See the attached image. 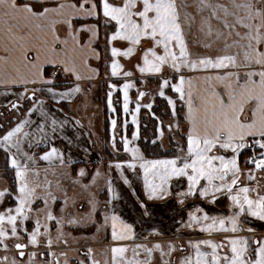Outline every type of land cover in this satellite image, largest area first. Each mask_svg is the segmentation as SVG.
I'll return each instance as SVG.
<instances>
[{"label": "snow or ice", "instance_id": "6c2138e0", "mask_svg": "<svg viewBox=\"0 0 264 264\" xmlns=\"http://www.w3.org/2000/svg\"><path fill=\"white\" fill-rule=\"evenodd\" d=\"M192 7L196 15L187 10ZM90 19L94 22L87 23ZM0 21V86L5 96L16 97L10 102V111L22 116L14 124L11 120L7 126L0 124V150L14 170L15 182L14 192L0 190V205L5 197L14 201L13 206L0 208V252L5 253L0 255V264H69L68 252L54 248L69 244L66 224L82 226L80 219L69 213V207H75L80 196L75 187L89 192L91 211L86 219L91 220L99 210L100 202L90 191L98 179L105 180L108 191H113L114 179H121L135 195L134 181L128 173L139 177L140 169L147 201L167 199L172 195V182L182 179H186L187 190L178 193L180 205L187 197L199 196L212 204L226 197L230 215L210 216L195 206V212L203 215L190 212L184 227L194 231L198 228L209 235H232H225L221 241L189 240L186 247L169 242L167 250L161 243L152 247L135 243L133 224L115 214V208L109 214L107 206L119 199L114 196L104 202V224H111L106 258L96 259L94 249L88 248L84 256L89 264H155L156 252L161 255L160 264H173L175 253L182 254L176 264H264V236L256 238V229L241 224L242 217L245 223L251 222L249 217L264 222V0H192L191 4L188 0H0ZM194 23L205 37L197 38L196 43L204 49L220 45L214 54L192 52L187 36ZM101 39L104 46L98 49ZM124 41L131 46L122 50L117 42ZM138 47L142 65L137 68L141 74H160L158 95L171 106L172 116L177 117V100L187 107L184 120L188 130H181L179 118L173 121L175 130L186 141V146L176 142L180 154L173 158L147 159L140 147H129L141 139L142 107L158 122L159 143L157 139L148 143L162 147L165 130L171 132L173 128L151 111L152 102L141 104L145 92H139L134 112L130 113L131 83L122 86V112L131 115L135 130L130 140L129 121L122 119L117 132L113 96L121 89L111 78L123 72L119 58L131 57ZM89 60H104L108 71L105 97L112 116L107 143L118 155L121 151L130 153L131 160H117L108 166V171L119 170L118 177L109 178L97 169L90 183L85 184L83 180L89 174L79 169L72 176V161L54 146V138L66 141L71 148L78 134L88 127L81 122L83 117L74 111L65 113L60 104L66 102L71 108L75 99L86 98L95 87L91 82L99 80L101 69L91 67ZM166 67L171 69V78L163 76ZM186 72L205 73L199 77L204 87L194 92V81ZM123 75L131 77L133 73ZM85 81L89 82L87 87ZM10 88L22 91L11 92ZM164 89L177 94V100L167 97ZM24 101L29 104L27 108ZM68 131L73 136H68ZM41 146L47 149L42 154L33 151ZM245 150L252 152L245 161L250 166L247 170L240 164ZM40 162L46 166L41 168ZM58 169L63 171L58 174ZM242 177L249 183H242ZM137 200L142 216H150L149 204L138 196ZM57 201L62 204L59 215L54 212ZM245 231L253 235L238 234ZM41 248L45 251L40 252ZM13 251L14 255L8 254ZM78 264L85 262L80 260Z\"/></svg>", "mask_w": 264, "mask_h": 264}, {"label": "rangeland", "instance_id": "374dc122", "mask_svg": "<svg viewBox=\"0 0 264 264\" xmlns=\"http://www.w3.org/2000/svg\"><path fill=\"white\" fill-rule=\"evenodd\" d=\"M188 3H192V0H188ZM189 12H191L193 15H196V10L194 7L187 9ZM198 19V17H197ZM197 38H199L200 40H204L205 37L198 31V25L196 23L193 24L191 31L188 32V39L190 41H192L193 43L196 42ZM198 45V44H196ZM217 46V48L220 47V45H215ZM204 52H209L211 54H214L216 52V50H204L201 53ZM196 53V52H195ZM104 65V64H103ZM102 65V66H103ZM95 87H92L91 92L87 95L86 98L84 97H80L77 98V104L74 105L73 103L71 104V108H69L68 104L66 102H63V104H60V107H64L67 106V110L70 112H76V108H84L85 106L89 109H93L95 108V106L98 108L97 111L95 112H91V114L93 113L95 116V120L96 122L94 123L95 126H92L93 128H90L91 133H93L91 135V137H89V129L85 128L83 129V131H81V134L83 137H85L86 139L88 138H93V135H99V132L102 133L103 127H104V122L108 121V127H109V135H110V125H109V118L112 116L111 112L109 109L106 108V91H107V86L105 84H101L100 86H98L97 83L94 84ZM162 85V80L160 78L156 79V78H152V79H145L144 81L139 82V84L134 85V91L131 95H129L130 101H132V103L129 104V110L130 113L134 112L135 109V101L139 98V92H145L146 95L145 97L141 100V104H145V103H149L152 102L153 103V109L151 110L153 113H155L156 116H158L160 118V120L163 121V123L165 125L167 124H172L173 128L172 131L169 132L167 130H165L164 132V137H163V149L164 150H172L175 151V153L180 154L178 151V147H177V143L179 142L180 145H183V136L181 135V132H177L175 130V124L173 123V121L176 118H179L180 120V127L181 130L184 131V123H183V118H182V112H181V107H180V103L181 101L177 100V96H175V93L172 92L171 89H164L165 91V95L167 97H170L171 99L177 100V117H173L170 111L171 106L167 104L166 100L162 97H159L158 95V89L161 87ZM98 86V87H97ZM113 102H114V106L117 108V112H116V117H117V132H119V128H120V124L122 122V119H127L129 121V127H128V138L131 140L132 139V135L134 133L135 130V126L131 124V115H125L122 112V98L120 96L119 91L115 92L114 96H113ZM50 106L51 103L49 102ZM106 109V112H102V114L100 113L103 109V111ZM100 111V112H99ZM66 113V112H65ZM77 114V113H76ZM139 118H140V122H141V128H140V133H141V139L143 138V136H146L147 139H149L150 137H152V139H157V141L159 142V136H158V132L159 129L157 127L158 122L155 119H152L149 116V113L146 109H144L142 107L141 109V113L139 114ZM1 119V118H0ZM7 126V125H6ZM143 129H145V133L143 132ZM93 138V141H95V144L93 145V147L97 148L96 152L99 153V150L102 149L104 147L103 143H106L105 146H107V155L106 157L100 156V157H95L92 158V156L86 155V157L84 158H74L72 156H67L66 155V159H69L72 161L71 164V168L70 171L72 173V176L75 177L79 171V169H84L89 176L84 178L83 183L88 184L90 183V177L91 175L94 173L95 170L99 169L102 173H107V175L109 176V178H115V175L113 174V171H108V166L110 164L115 163L113 160V156L114 157H118V156H122V152H120V154L118 155L117 153L113 152L111 149L110 144H108V140L109 138L104 137V141L103 143H101L102 141H100V138L96 137ZM170 137H175V140H170ZM140 139V140H141ZM151 139V140H152ZM133 141V145H140L139 141ZM150 141V140H149ZM101 144V145H100ZM119 146V145H118ZM94 148V149H95ZM0 153L2 155L0 160V169L2 171H0V190H3L5 188H7L9 186V191H15V187L14 189L10 187L7 179L5 178V174L7 175L8 172H12V178L14 179V170L10 169L6 163V160L3 158V151L0 150ZM110 153L114 154V155H109ZM46 165H40L41 168H44ZM7 170V171H6ZM61 171V169L57 170V173L59 174ZM5 174H4V173ZM43 178V176L41 177ZM56 177L49 175V179L55 180ZM120 182L117 179H114L112 188L113 191H108L105 187V180L103 178L98 179L96 186L92 187L90 189L91 192H95L96 194V199L100 202L99 203V210L92 216L91 220L86 219L88 213L91 211V206L88 204L87 200L89 197V192H85L83 191L79 186L75 187V192L76 193H80V196L78 197L77 200V204L75 207L70 206L69 207V213H71V215L73 217H78L81 221L82 226H72V225H65L64 231L66 233H69L68 236V241L69 244L67 246H65L64 244H60L59 247L54 248L55 251L57 252H61V251H66L68 252V258H69V264H78V261L80 260H84L85 264H89V261L87 259H85L84 253L86 252V250L88 248H92L94 249L95 252V258L98 260L103 261L106 257L104 255L105 250L108 248L109 246V242H111V234L110 237L109 236V225H105L104 224V220H103V216L105 214V204L104 202L112 199L114 196H118L119 199H114L112 204L107 206V209L109 211V214H111V209L115 208V212H120L121 215L125 218V219H129L131 221H141L140 223H144L143 225H141L139 222V227L141 228H145L146 225L149 223H151V225H156V219H152L153 218V214L156 216V213L158 211L151 209V221L150 219L147 220L144 216H142V211L139 210L140 208L137 207V204L134 203V199L131 198L132 196L127 193L124 192L123 188L121 186H119ZM14 186H15V182H14ZM67 186V184H66ZM69 195H72V193L70 192ZM37 204L40 207H43V205L38 201ZM14 205V201L11 199V197H5L4 199V203L3 205H0V208H3L4 206H13ZM62 207V204L60 201H57L56 206L54 207V212L59 215V208ZM125 209H127L125 211ZM67 218V216H66ZM146 220V221H145ZM94 221V222H93ZM32 222L29 221L28 222V228L29 230H31L32 228ZM55 224L52 225L53 228V235H55ZM73 237H75V240H73ZM25 238V242H26ZM173 243L179 244V245H183V242H176L174 241ZM148 245L149 247H152L153 245H155L153 242L152 243H143ZM161 244L165 245V250L166 246L168 244V242L163 241L161 242ZM34 249H29V251H32ZM40 252H44L45 250L43 248L39 249ZM13 254L10 255H14L15 252H12ZM130 255V253H129ZM182 254L181 253H175L173 254V256L171 257L173 264H176V260L177 257H181ZM141 258H143V255L141 256ZM38 260L41 259V257L37 258ZM63 260V258H61V261ZM161 261V255L159 252L155 253V264H160Z\"/></svg>", "mask_w": 264, "mask_h": 264}, {"label": "crops", "instance_id": "0c3cea01", "mask_svg": "<svg viewBox=\"0 0 264 264\" xmlns=\"http://www.w3.org/2000/svg\"><path fill=\"white\" fill-rule=\"evenodd\" d=\"M116 2H119V0H116ZM93 20H88L87 23H93ZM0 25H2V21H0ZM61 31H62V26H58ZM187 31V29H186ZM188 39V36H187ZM189 41V46L192 50L193 53H197V52H203L204 49L202 47V45L196 43V42H192L188 39ZM198 44V45H196ZM104 46V41L103 39H101L99 45H97L98 49L103 48ZM117 46L121 47L122 50L126 49L127 47H130L131 45L129 44V42H117ZM142 46L146 47V45H143L142 42ZM219 48H217V46H214L212 48V50H218ZM209 50V49H207ZM158 52L160 54H162V50L158 49ZM101 55L104 56V53L101 52ZM106 59V57H105ZM120 62L123 65V72H128L131 71L133 73V75L131 77H126L123 75V72L121 73V75L119 77H112L111 80L113 83H117L119 88L121 89L119 91L120 96L122 98L123 101V92H122V86L124 83H131L133 85L139 84V82L144 81L145 79H152V78H159L160 74H141L137 68V65H142V52L140 50V47L137 48V51L131 56V57H120ZM88 63L91 65V67H99L101 69V75L99 80L96 81H92V84L97 83L98 86H100L101 84H105V80L106 78H108V71L105 69L104 67V60H89ZM103 65V66H102ZM49 70H51V66H49ZM86 71V70H85ZM211 74V73H208ZM186 75L191 77L194 81L193 83V89L194 92L196 89H202L204 87L202 81L199 79V77H202L203 75H205V73L203 72H186ZM163 76L165 77H169L171 78V69L166 67L164 72H163ZM176 81L173 80V83H175ZM85 86L87 87V85L89 84V82L85 81L84 82ZM97 86V87H98ZM92 89V88H91ZM5 89L3 88V86H0V113H2V116H0V124H5L8 125V122L11 120L14 124V122L18 119V118H22L20 113H17L16 111H10V102L15 101L16 97L13 95H8L5 96L4 93ZM8 91L11 92H17L19 93L20 91H22V89H18V88H10L8 89ZM134 91V88L129 89V95H131ZM175 96H177V94H175ZM51 103V101H50ZM63 104V102H61ZM74 105L77 104V100L75 99L72 102ZM122 104V103H121ZM23 106L24 108H27L29 106L27 101L23 102ZM63 107V106H62ZM98 107V106H97ZM95 106V108H87L86 106L84 108H76V113L78 117H83L82 119V123H84L85 125H87L88 129L93 128L92 126H95L94 123L96 122L95 118H94V114L91 112H95L97 111V108ZM180 107H181V112H182V118H183V123H184V131L186 132L188 130V124L187 122L184 120V114L187 112V107L186 105H184V103L181 101L180 103ZM64 111L66 113L70 112L67 109V106H64ZM97 108V109H96ZM103 111V109H102ZM102 111L100 112L102 114ZM103 115V114H102ZM35 118V117H34ZM104 130V127H103ZM99 132V135H93L92 137L95 138L98 137L100 138V141H102L101 143H103L104 139V133ZM83 131V130H82ZM93 134V133H92ZM68 136H73L72 131H68L67 132ZM79 138L75 140V143L72 145L71 148H69V145L67 144L66 141L62 140V139H58V138H54V146L58 147L59 149H61L62 151H64L66 153L67 156H72L74 158H84L86 157V155L92 156V158L95 157H100L103 155V157H106L107 155V146L106 143L104 144V147L102 149L99 150V153L96 152L95 147H93V145L95 144V141H93V138H88L86 139L85 137L82 136L81 133L78 134ZM133 143V142H132ZM101 145V144H100ZM139 147V145H133L130 143L129 147ZM182 146H186V141L185 138L183 137V145ZM95 148V149H94ZM87 149V150H86ZM27 150V149H26ZM47 149L44 148L43 146H41L40 148H36L33 149V151L37 152L38 154H42L44 151H46ZM248 154H249V150H245L242 152L241 157H240V164H241V168L244 170H247V164L245 163V161L248 158ZM114 155L112 153L109 154ZM179 155L178 153L175 154L174 156ZM230 155V153L228 154ZM174 156H170V157H161V158H173ZM146 157V156H145ZM107 158V157H106ZM114 162H117V160H124V159H128L131 160V155L130 153H124L122 152V156H118V157H112ZM147 159H159L160 157H146ZM40 165H46L45 162H40ZM141 175L138 177L135 174H132L131 172L128 173L130 179H132L134 181V186L136 188V194L134 195L131 191V189H129V187L127 185H124L122 183L121 179H117L120 184L119 186H121L124 190V192L129 193L134 199V203L137 204V207L140 208L139 206V201L137 200V196L139 197V200H143L145 201L147 204H149L150 209L156 210L158 211L156 213V216L153 214V218L152 215L150 216H144L147 220L151 218L152 219H156V223L158 225H153L152 227H147L145 231L141 232L140 237H137V240L135 242H153L154 244L156 243H161L163 241L166 242H174V241H178V242H183L184 247L187 246V241L189 240H199V239H206V238H210L213 239L214 241H221L224 239L225 235H232V234H224V233H212L211 235H209L206 232H200L199 229L197 228L195 231L192 228H187L184 227V225L188 222L189 216L188 214L191 213H195L197 216H201L203 215L202 212H195V206H199L202 207L204 212H207L210 216L211 215H222V216H227L230 215V201L226 198L221 196V198L219 200H217L215 202V204L209 203L207 200H205L202 197L196 196V197H187L185 198V204L184 205H180L178 204V200L180 199V197L178 196V193L181 191H186L187 190V183H186V179H182L179 183H177L175 180L172 182V195L168 196L167 199L165 200H156V201H147L146 200V195L143 191V187H142V172L143 170L140 169L139 170ZM115 177L119 176V170H114L113 171ZM203 183V182H202ZM242 183L248 184L249 182L247 181L246 177H242ZM262 184H264V181H261ZM7 189L9 190V186L7 187ZM262 191H264V189H262ZM127 209H125L126 211ZM141 211H143L141 208L139 209ZM115 214L119 215L125 222L130 223L129 220L125 219L120 212H115ZM249 221H251L250 223H245L244 222V218H241V224L243 227L247 228V227H252L254 229H256L255 232V236L256 238H261L262 236H264V222H260L255 220L254 218L249 217L248 218ZM146 221V220H145ZM132 224V223H131ZM150 224V223H149ZM109 236L111 234V224L109 223ZM134 226V225H133ZM135 228V227H134ZM136 231V229H135ZM157 233H159V235H157ZM239 235H244V236H251L253 235V233H248L247 231L242 232V233H238ZM126 243H132V241H128ZM203 250L209 251V249L205 248ZM5 253L0 252V255H4ZM13 254V253H8Z\"/></svg>", "mask_w": 264, "mask_h": 264}, {"label": "trees", "instance_id": "16d2710c", "mask_svg": "<svg viewBox=\"0 0 264 264\" xmlns=\"http://www.w3.org/2000/svg\"><path fill=\"white\" fill-rule=\"evenodd\" d=\"M105 109V108H104ZM102 112H106V109ZM108 121H105L104 124V137L109 138V127H108ZM143 132L145 133V129H143ZM152 137H150L149 139H147L146 136H143V138L139 141V147L142 149L144 155L146 157H170V156H174L176 153L175 151L172 150H164L163 147H159L157 145H153L151 143H148L149 140H151ZM159 143V142H158ZM2 155L0 153V160ZM4 158V155H3ZM5 159V158H4ZM1 163V162H0ZM0 171H2L0 169ZM7 171V170H6ZM4 173V172H3ZM5 174V173H4ZM13 173L12 172H8V174H5V178L7 179L11 189H14V179L12 178Z\"/></svg>", "mask_w": 264, "mask_h": 264}, {"label": "flooded vegetation", "instance_id": "af4514ba", "mask_svg": "<svg viewBox=\"0 0 264 264\" xmlns=\"http://www.w3.org/2000/svg\"><path fill=\"white\" fill-rule=\"evenodd\" d=\"M127 220H129V219H127ZM129 221H130V223H132V224L134 225V227H135V229H136L137 237H140L139 234H141V232L145 231L147 227H152V226H153V225H151V223L149 224V222H148V224L146 225V227L143 229V228L139 227V223H140L141 221H137V222H135V221H131V220H129ZM138 222H139V223H138ZM154 222H155V221H154ZM140 224L143 225L144 223H140ZM156 225H158V224L156 223ZM109 243H110V242H109ZM132 243H133V242H132ZM132 243H129V244H132ZM135 243H142V242H135ZM143 243H151V242H143Z\"/></svg>", "mask_w": 264, "mask_h": 264}, {"label": "built area", "instance_id": "2783aa9c", "mask_svg": "<svg viewBox=\"0 0 264 264\" xmlns=\"http://www.w3.org/2000/svg\"><path fill=\"white\" fill-rule=\"evenodd\" d=\"M252 155V152L249 150V154H248V158ZM247 158V159H248ZM250 167L249 165H247V168Z\"/></svg>", "mask_w": 264, "mask_h": 264}]
</instances>
